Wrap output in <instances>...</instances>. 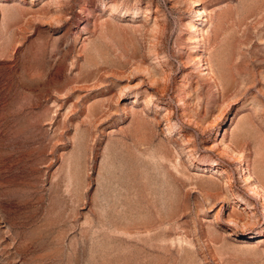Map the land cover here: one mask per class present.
<instances>
[{
    "label": "rangeland",
    "instance_id": "rangeland-1",
    "mask_svg": "<svg viewBox=\"0 0 264 264\" xmlns=\"http://www.w3.org/2000/svg\"><path fill=\"white\" fill-rule=\"evenodd\" d=\"M263 202L264 0H0V264H264Z\"/></svg>",
    "mask_w": 264,
    "mask_h": 264
},
{
    "label": "bare ground",
    "instance_id": "bare-ground-1",
    "mask_svg": "<svg viewBox=\"0 0 264 264\" xmlns=\"http://www.w3.org/2000/svg\"><path fill=\"white\" fill-rule=\"evenodd\" d=\"M195 27V26H194ZM204 36V35H203ZM206 37V36H205ZM204 39H207V38H204ZM264 203V202H263Z\"/></svg>",
    "mask_w": 264,
    "mask_h": 264
}]
</instances>
